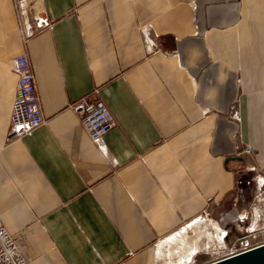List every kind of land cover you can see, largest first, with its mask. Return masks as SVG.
<instances>
[{
	"label": "crops",
	"instance_id": "crops-1",
	"mask_svg": "<svg viewBox=\"0 0 264 264\" xmlns=\"http://www.w3.org/2000/svg\"><path fill=\"white\" fill-rule=\"evenodd\" d=\"M25 52L45 121L9 139ZM85 95L117 122L98 142L72 108ZM251 170L264 0H0V226L29 264H158L205 209L225 220Z\"/></svg>",
	"mask_w": 264,
	"mask_h": 264
},
{
	"label": "rangeland",
	"instance_id": "rangeland-1",
	"mask_svg": "<svg viewBox=\"0 0 264 264\" xmlns=\"http://www.w3.org/2000/svg\"><path fill=\"white\" fill-rule=\"evenodd\" d=\"M238 184L237 203L225 220L214 226L211 216L186 225L161 244L158 264H206L238 248L264 242V172L250 171Z\"/></svg>",
	"mask_w": 264,
	"mask_h": 264
},
{
	"label": "built area",
	"instance_id": "built-area-1",
	"mask_svg": "<svg viewBox=\"0 0 264 264\" xmlns=\"http://www.w3.org/2000/svg\"><path fill=\"white\" fill-rule=\"evenodd\" d=\"M13 67L18 74V84L8 136L9 139H18L44 123L45 120L40 107L35 73L29 54L25 52L15 56ZM72 108L78 114L80 122L89 137L95 142L101 140L117 125L114 114L101 99H93L90 95H85L76 100L72 104ZM232 116L236 119L238 118L236 112ZM243 152L251 155L254 152V148L252 145L246 144ZM252 169L255 168L252 167ZM209 216H211V212L205 209L200 219ZM260 244L245 245L241 248L234 244L226 254L215 260L249 250ZM0 264H29V259L19 239L4 226H0Z\"/></svg>",
	"mask_w": 264,
	"mask_h": 264
},
{
	"label": "water",
	"instance_id": "water-1",
	"mask_svg": "<svg viewBox=\"0 0 264 264\" xmlns=\"http://www.w3.org/2000/svg\"><path fill=\"white\" fill-rule=\"evenodd\" d=\"M206 264H264V243L249 250Z\"/></svg>",
	"mask_w": 264,
	"mask_h": 264
}]
</instances>
